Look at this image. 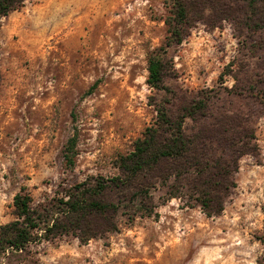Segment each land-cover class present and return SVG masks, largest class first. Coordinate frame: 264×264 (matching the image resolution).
Returning <instances> with one entry per match:
<instances>
[{
  "label": "rangeland",
  "instance_id": "rangeland-1",
  "mask_svg": "<svg viewBox=\"0 0 264 264\" xmlns=\"http://www.w3.org/2000/svg\"><path fill=\"white\" fill-rule=\"evenodd\" d=\"M182 1L179 28L173 0H22L1 16L0 227L17 193L57 215L71 185L118 174L157 105L197 99L214 115L248 114L256 135L259 155L240 158L223 211L206 216L157 188L152 215L121 210L116 231L85 243L67 234L0 246V264H264V28L230 0ZM156 50L163 90L147 83Z\"/></svg>",
  "mask_w": 264,
  "mask_h": 264
},
{
  "label": "trees",
  "instance_id": "trees-1",
  "mask_svg": "<svg viewBox=\"0 0 264 264\" xmlns=\"http://www.w3.org/2000/svg\"><path fill=\"white\" fill-rule=\"evenodd\" d=\"M22 0H0V18ZM241 4L254 29L264 28V0H230ZM175 28L186 23V6L173 0ZM180 30V29H179ZM179 43L182 33L170 31ZM147 83L163 90L166 64L156 50L148 59ZM156 119L147 126L132 151L116 160L118 174L92 177L71 185L59 200L57 215L42 204L33 205L28 193L13 199L15 218L0 227V246L23 250L30 242L71 234L81 243L117 230L116 216L152 215L153 191L164 190L163 201L178 198L206 216L219 215L236 187L235 173L244 155H259L256 135L246 116L237 112L214 115L209 103L197 99L176 111L157 105ZM196 123L186 126V120ZM75 138L69 139L64 159L74 164Z\"/></svg>",
  "mask_w": 264,
  "mask_h": 264
}]
</instances>
